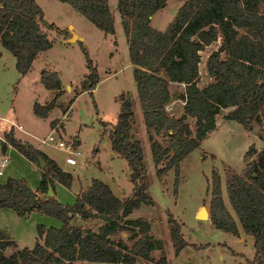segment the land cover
<instances>
[{
    "label": "trees",
    "instance_id": "trees-1",
    "mask_svg": "<svg viewBox=\"0 0 264 264\" xmlns=\"http://www.w3.org/2000/svg\"><path fill=\"white\" fill-rule=\"evenodd\" d=\"M64 2L104 33H113L114 24L106 0H58ZM167 0H115L119 21L127 44V57L132 66L131 76L143 117L152 168L158 180L169 170L176 176L179 162L196 149L207 134L214 131L215 117L220 109L226 121H236L245 130L263 121L264 107V0H185L171 21L162 29L150 25V17L165 7ZM63 32L53 23L44 21L43 13L34 0H0V47L10 53L15 69L24 76L32 60L52 46L42 27ZM218 41L205 61V71L211 79L203 87L197 86L199 52ZM85 59L84 79L75 89L63 112L80 93L92 96L99 82L95 64L81 47ZM39 82L53 92L42 105L33 102L35 116L45 118L62 93L60 78L52 69H41ZM183 85L181 114L166 112L171 101L168 87ZM116 120L107 130L110 149L126 161L130 170V195L117 198L111 188L92 178L80 190L73 203L67 205L46 194L53 181L68 188L71 174L61 170L55 161L31 144L21 142L12 129L3 132L0 151L7 145L18 150L29 162L40 168L36 190L29 189L22 178H7L0 183V208L10 209L18 217L37 211L56 218L60 225H36V238L31 249H20L0 264H168L162 253L156 259L151 251H161L163 245L154 242L150 223L145 217L128 215L142 204H152L147 193L148 176L143 151L137 140H131L134 123L132 101L121 93ZM192 118V127L186 122ZM55 124L49 122L50 127ZM259 139L260 150L253 143L242 155L241 173L226 167L225 195L230 211L223 203L218 171L210 175L208 220L217 229L235 236L237 223L252 239V258L245 264H264V127ZM74 144V142H73ZM23 145V147H22ZM202 157L204 153L201 152ZM213 159V156H211ZM203 203V202H202ZM204 204V203H203ZM77 218L78 223L73 219ZM87 219L100 223L93 230L85 227ZM166 222L172 241L173 254L187 245L180 233V224L167 211ZM126 233L125 240L112 236ZM130 242V244H128ZM13 241L0 230V252L14 247Z\"/></svg>",
    "mask_w": 264,
    "mask_h": 264
},
{
    "label": "rangeland",
    "instance_id": "rangeland-1",
    "mask_svg": "<svg viewBox=\"0 0 264 264\" xmlns=\"http://www.w3.org/2000/svg\"><path fill=\"white\" fill-rule=\"evenodd\" d=\"M34 1L41 8L44 21L53 23L63 33L59 34L55 29L42 27L52 46L32 60L28 72L21 81L15 75L17 70L13 56L0 47L4 53L0 57V65H4L6 71L14 72L12 77L7 74L6 83L0 81V84L3 83L0 86V133L5 129L8 130L9 121L14 120L28 133L19 134L21 142L32 143L50 152L60 168L65 170L64 172L71 173L72 180L68 188H64L56 181L52 183V188L55 189L53 192L51 188L52 196L60 203L67 205L73 203L75 192L78 193L80 187H86L92 178L106 183L117 198L123 199L130 195L132 189L128 179L130 170L124 158L110 149L107 130L116 120L118 96L121 93L129 95L134 113V123L130 129L131 140H137L143 151L148 176L147 193L152 199V204H142L128 217H145L150 223V234L154 242L163 245L162 252L154 250L151 251L150 256L156 259L163 253L168 264H245V259L252 258V239L241 231L239 224L237 223L238 234L233 236L216 229L209 220H196L195 214L201 205H205L206 209L209 208L210 175L213 170L218 171L223 203L230 211L225 195V168L230 167L235 172L241 173L245 166L242 155L247 150V146L253 143L256 149L262 148L263 143L259 135L263 121L261 125L253 122L251 130H245L236 121L224 120L223 115L229 109H220L215 117L214 131L209 133L196 149L180 160L179 172L176 176L177 188L174 193V171L169 170L158 180L152 168L143 117L131 76L132 66L127 57V44L115 0H106L114 24L113 33L99 31L64 2ZM166 2L165 7L157 10L150 17V25L154 29H164L185 0ZM72 35L74 39L68 40ZM217 45L218 41H214L199 52L201 58L198 63L197 86L200 88L211 81L205 71V61L207 55ZM81 47H84L88 57L95 64L99 82L92 90L93 97L84 91L77 95L68 109L63 112L68 102L74 98L75 89L79 87L87 71ZM47 68L57 72L62 83V93L47 117L42 118L32 113L29 97L32 95L41 105L50 100L53 92L45 90L38 79L39 70ZM168 90L171 101L166 105L165 110L177 117L181 114L183 85L172 83ZM262 115H264V107ZM51 119L57 125L52 133L55 141L57 139L63 142L69 141L81 152L75 165L65 163L66 152L57 149L54 141L46 145L39 143L40 139L47 137L51 128L49 125ZM186 122L192 127L194 120L186 118ZM18 152L13 149L12 152L4 153L8 156V162L4 168H0L2 172L0 181L13 177L22 178L29 189H35L41 176L40 167L32 162L29 164V161ZM201 152L204 153V157ZM167 211L180 224V233L187 242L177 255L173 254L166 222ZM73 222L78 223V219L74 218ZM99 223L87 219L83 225L95 230ZM37 224L46 228L60 225L56 218L37 211H32L27 217H18L14 211L0 208V230L11 241L18 240L22 245L33 246ZM119 237L125 240L126 233L112 236L113 239ZM10 253H13L11 247L0 252L5 259ZM56 264L64 263L58 260Z\"/></svg>",
    "mask_w": 264,
    "mask_h": 264
},
{
    "label": "crops",
    "instance_id": "crops-1",
    "mask_svg": "<svg viewBox=\"0 0 264 264\" xmlns=\"http://www.w3.org/2000/svg\"><path fill=\"white\" fill-rule=\"evenodd\" d=\"M4 55V53H3V51H1L0 50V57L1 56H3ZM37 56V55H36ZM14 61V60H13ZM40 71V70H39ZM7 72V73H6ZM7 74H9V77H12V76H14V72H12V71H6V68H5V66L4 65H0V81L1 82H3L4 81V83H6V81H8L7 79H8V76H7ZM15 75L17 76V79L18 80H20L21 81V79L23 80V76H20L17 72H15ZM26 75V74H25ZM25 75H24V77H25ZM38 75H39V72H38ZM19 81V82H20ZM3 84V83H2ZM2 84H0V86H2ZM61 85H62V83H61ZM97 85V84H96ZM29 99H30V107H32V104H33V102L34 101H36V98H33V96L31 95L30 97H29ZM37 102V101H36ZM68 109V108H67ZM15 118H17V117H15ZM46 118V117H45ZM2 119H4V117H2ZM6 120V119H5ZM52 120V119H51ZM50 120V121H51ZM9 124H10V127L8 128V130H10V129H12V134L14 135V137L15 138H17V139H19V140H21L22 141V139H21V137H20V133H22V134H24V135H27L28 133H26L25 131H24V129H23V126L21 125V124H18V123H16L14 120H11V121H9ZM12 124H15L16 126H20L21 127V130H19V129H17V127H15V126H12ZM215 128V127H214ZM8 130H4L3 132H7ZM2 132V133H3ZM212 132V131H211ZM211 132H209V133H211ZM2 133H0V140H2L3 139V135H2ZM208 133V134H209ZM207 134V135H208ZM28 143V142H27ZM29 144V143H28ZM31 145H33L32 143H30ZM35 148H37V149H39L41 152H43V153H45L48 157H50L51 159H53L54 161H55V159L53 158V156L51 155V153L50 152H46L45 150H43V149H41V148H39L38 146H36V145H33ZM13 149H15L14 147H11V146H9V145H7L6 147H5V149H4V151L3 152H1L0 151V159L2 158V157H4V158H6L7 159V161L5 162V164H4V166H3V168L7 165V162H8V156L7 155H5L4 153L6 152V151H8V152H12V150ZM19 153V152H18ZM20 155L23 157V155L20 153ZM55 163H56V161H55ZM29 164H30V162H29ZM57 164V163H56ZM57 166L60 168V165L59 164H57ZM61 169V168H60ZM62 170V169H61ZM65 171V170H64ZM1 172V171H0ZM41 173V172H40ZM70 173V172H69ZM71 174V173H70ZM1 175H2V173H1ZM14 178V177H13ZM12 178V179H13ZM6 180V179H5ZM5 180H3V181H0V183H2V182H4ZM38 183H39V181H38ZM38 185V184H37ZM36 188H37V186H36ZM36 188L35 189H32V190H36ZM53 189V192L55 191V189H54V187L52 188ZM82 189H84V186L83 187H80V189L79 190H82ZM39 194V196H44V195H46V194H41V193H38ZM77 194V192H75V195ZM208 220V219H207ZM35 237H36V235L34 236V240H35ZM34 242V241H33ZM13 243H14V247H11L12 249H13V253H14V251H16V250H20V249H24V248H26V249H31L33 246H25V245H22V243H21V241H18V240H15V241H13Z\"/></svg>",
    "mask_w": 264,
    "mask_h": 264
},
{
    "label": "built area",
    "instance_id": "built-area-1",
    "mask_svg": "<svg viewBox=\"0 0 264 264\" xmlns=\"http://www.w3.org/2000/svg\"><path fill=\"white\" fill-rule=\"evenodd\" d=\"M12 126L17 127V129L21 130L20 126H16L15 124H12ZM57 125H53L49 132L47 137L40 139L39 143L40 144H49L51 142H55V147L59 150H62L64 152H66V157H65V163L69 164V165H75L76 164V159L79 158V156H81V152H79L75 147H73V145L67 141V142H63L62 140H56L54 139V136L52 133H54V128H56ZM7 161L6 158L2 157L0 159V168L4 166L5 162ZM2 172H0L1 175Z\"/></svg>",
    "mask_w": 264,
    "mask_h": 264
},
{
    "label": "water",
    "instance_id": "water-1",
    "mask_svg": "<svg viewBox=\"0 0 264 264\" xmlns=\"http://www.w3.org/2000/svg\"><path fill=\"white\" fill-rule=\"evenodd\" d=\"M74 39V35H72V37H70L68 40H72ZM263 116V127H264V115ZM23 147V145H22ZM39 167L42 168L43 167V163L40 161L39 162ZM47 192H46V196L50 197L53 195L52 189L49 185H47ZM195 219L196 220H207L208 219V209H206L205 205H201L198 208V211L195 214ZM15 264H21L19 262L15 263Z\"/></svg>",
    "mask_w": 264,
    "mask_h": 264
}]
</instances>
